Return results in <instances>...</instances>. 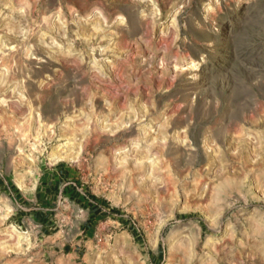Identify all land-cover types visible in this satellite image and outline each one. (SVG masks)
<instances>
[{
    "label": "rangeland",
    "instance_id": "374dc122",
    "mask_svg": "<svg viewBox=\"0 0 264 264\" xmlns=\"http://www.w3.org/2000/svg\"><path fill=\"white\" fill-rule=\"evenodd\" d=\"M0 122V264H264V0H0Z\"/></svg>",
    "mask_w": 264,
    "mask_h": 264
},
{
    "label": "bare ground",
    "instance_id": "6f19581e",
    "mask_svg": "<svg viewBox=\"0 0 264 264\" xmlns=\"http://www.w3.org/2000/svg\"><path fill=\"white\" fill-rule=\"evenodd\" d=\"M1 123V122H0ZM19 128V127H18Z\"/></svg>",
    "mask_w": 264,
    "mask_h": 264
}]
</instances>
